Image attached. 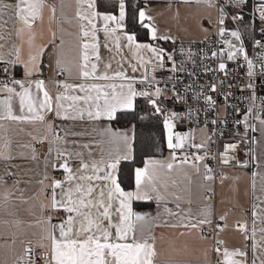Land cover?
<instances>
[{
    "label": "snow or ice",
    "instance_id": "6c2138e0",
    "mask_svg": "<svg viewBox=\"0 0 264 264\" xmlns=\"http://www.w3.org/2000/svg\"><path fill=\"white\" fill-rule=\"evenodd\" d=\"M181 2L203 3L208 8L217 7V0ZM228 3L236 9H242L247 0H228ZM259 3L262 7L255 11L259 13L261 36L254 39V46L264 49V0H259ZM67 6L65 0H60L58 14L57 5L49 4L48 0H15L14 4L0 0V17L4 15L5 10H11L24 26L16 30L17 36L25 29L33 30L37 21H43L45 8L51 13V20L59 24H74L77 28L75 33H68L74 36L71 49L74 55L69 61L65 60L64 29L60 28L59 36L55 31L51 33L52 40L49 43L56 50L58 74L66 73L68 77L55 82V93L49 90L44 79L39 78L42 75V58L49 45H35L33 34L28 44L30 49L34 50H31L27 60H24L21 58L20 46L13 44L4 52L5 46L0 43V76L7 77L0 78V129L6 133L7 125L15 124L39 127L41 130L39 138L28 132L30 142L17 143L16 147L28 149V154L14 149L12 140L7 135L0 137V161L11 162L19 158L38 162L36 145L45 142L49 145L41 172L35 173L33 169L20 164H9L0 173V216L14 218L11 221L4 219L2 222L5 225L11 223L17 229L25 223L29 228L39 229L35 245L31 239L27 243L20 241L23 252L16 256L15 264H36L35 249H44L45 241L47 250L39 253L45 264H159L161 253L156 248V237L151 234V228L148 226L155 218L133 211V200H156L158 203L164 201L167 183H159L162 173L187 168L199 175L203 170V179L213 180L214 170L207 163L209 159H217V151L213 150V145L217 149L222 148L219 156L226 158L221 162L229 165L235 158L234 153L239 142L223 141L224 133L220 131L206 134L197 143L192 132L175 131L180 113H165L162 99L165 90L157 86L160 82L156 79L155 72L167 67L166 60L171 64L168 70L173 73L185 71V68L183 62L177 65L173 52L154 43L159 40H171L175 43V38L160 33L155 18L149 14L147 4L141 6L133 3V0H111L110 3L105 0H74V14L71 18L64 11ZM217 10L222 13L217 24L223 46L219 51H211V57L233 61L243 56L248 77L246 87L252 92L251 98L254 101L257 99V88H264V55L258 57L257 70L256 63L249 58L245 50L241 31L225 26V17L228 14L224 12V6L218 7ZM230 18L239 22L244 20L239 11ZM136 24L147 30L146 41H141L138 34L132 30V26ZM245 27L251 28L252 25ZM101 32L105 38L103 47L110 53H115L107 62H104L100 55ZM229 36L232 39L227 38ZM0 40H4L3 34H0ZM125 50L129 55L124 54ZM180 51L183 53L184 49L181 48ZM116 55L120 56L119 60H116ZM193 55L189 51L188 58L192 59ZM113 61L116 63L115 68ZM17 65L23 66V77L19 79L12 74L13 67ZM129 69L132 73L143 69V73L141 77H136L129 75ZM205 70L211 71L207 67ZM218 70L226 72V64L220 62ZM208 87L211 92L217 91L216 84H210ZM173 91H176L175 85ZM138 97L144 98L146 104L151 106L148 114L163 116L170 156L166 159L146 158L143 167L135 169V189L126 191L121 186L120 164L122 160L132 158L133 136L130 133L135 129V125L128 131H114L110 127L100 128L96 125L102 120H116L117 113L120 112L136 113ZM184 99L183 96H176L178 101ZM203 99L210 108H215L216 100L211 95L203 96ZM193 111L191 107L188 108L189 117ZM251 113L250 108L244 113L243 120L236 123H244L245 128L249 127L247 121ZM256 118L264 125V119L259 116ZM57 119L72 121L73 124L62 127L55 123ZM77 121L91 127H81L76 131L74 129L77 127ZM208 123L215 125L217 120L206 121L201 132H206ZM20 131H25V128L21 127ZM217 135L223 141L222 144H217L214 139ZM96 136L102 139L96 140ZM69 137L74 139L69 140ZM77 137L89 139L84 142L75 139ZM190 148L196 149L197 152H188L187 149ZM178 150H184L183 154L178 155ZM13 168L16 171H12ZM49 169L62 171V178L51 176ZM184 174L187 177L186 171ZM255 175L256 173H253L254 177ZM188 179L190 181V177ZM261 179L260 191L264 194V177ZM9 180L12 181L11 185ZM172 183L175 184V181ZM161 187L165 192H161ZM253 189L255 195V181ZM167 195H171L175 201L182 199L176 192ZM255 199L259 203L252 206L250 235L247 223L238 221L236 227L244 234L245 240L253 241V252L259 251V255L254 256L250 264H264V208H261L264 195ZM13 200L19 204L14 206ZM20 205L28 207L21 209ZM176 208H180L179 203ZM166 211L170 216L177 218V223L171 225L172 227H182L189 231L198 229L201 238L207 239L204 226L212 223L207 210L201 211L198 217H193L190 209L186 212H172L171 209ZM21 212L32 217V220L26 222L21 219ZM52 212H62L63 216L54 217ZM220 219L224 220L225 217L221 216ZM216 227L222 230L221 225ZM180 235L185 233L181 232ZM16 240L17 233L13 232L11 244L5 241V245L11 248ZM216 244L223 245L224 241L216 240ZM174 251L179 255L168 257L167 264H190L184 255L187 246ZM212 251L218 257L222 256V259L216 260V264H249L247 252L239 248L217 246Z\"/></svg>",
    "mask_w": 264,
    "mask_h": 264
},
{
    "label": "crops",
    "instance_id": "0c3cea01",
    "mask_svg": "<svg viewBox=\"0 0 264 264\" xmlns=\"http://www.w3.org/2000/svg\"><path fill=\"white\" fill-rule=\"evenodd\" d=\"M139 5L143 6L147 4L149 9V14L155 18V24L160 30L161 34L174 35L175 32L181 36L188 37L187 32L195 33V36L199 38L197 41H201L213 34L215 31V23L217 18L216 8H208L203 3H183L181 0H138ZM6 3L14 4L15 0H5ZM106 3H110L111 0H105ZM49 4L57 5V13L60 11V0H48ZM64 11L66 15L71 18L74 14V0H65ZM103 10V9H101ZM51 13L45 8L43 12V21H37L34 29L29 31L25 29L20 35H16V30L18 28H23V24L14 15L13 11L5 10V13L0 17V34H3L4 40H0V43L4 44V52H7L13 44L21 47V58L27 60L29 52L34 49H30L28 41L30 36L35 35L34 44L35 45H49L46 54L42 58V75L39 77L44 79L48 84L49 90L53 93L57 91L55 87V82L60 78V80L68 79L67 74H58L59 68L57 66L56 60V50L50 45L52 40V32H57L60 35V28L65 31L64 39L66 41L65 45V60H71L74 53L72 52V45L74 43V36L68 35V33H75L77 28L74 24L69 25L67 23L59 24L56 21L50 19ZM6 21V23H4ZM211 21V22H209ZM205 24H209L210 27H205ZM205 29L207 31H205ZM174 37V36H173ZM100 38V55L104 62H107L115 53H110L107 49L103 47L105 42L104 34L101 32L99 34ZM175 43L168 40H159L157 43L163 48L175 47L179 42H197V41H181L178 36H175ZM58 43V41H57ZM125 55H129L127 50H125ZM120 56L116 55V60H119ZM101 69H103V64H101ZM116 67L115 61H113V68ZM129 75H135L136 77H141L143 69L137 73H132L131 69L128 70ZM12 74L16 78L23 77V66L17 65L12 69ZM144 99L138 97V100ZM171 100V99H166ZM123 113V112H120ZM117 113V116L120 114ZM52 117H49L51 119ZM113 121L102 120L97 123V127H110L114 131H128L131 126L125 128H118L114 126ZM57 125L71 126L72 121H61L55 120ZM77 127L74 129L79 131L81 127H91L88 124H80L79 121L75 122ZM258 128L260 132H255L254 136V149L252 157L251 166H240L228 171V176L223 179H218L216 184H213V180L206 181L203 179V170L201 174H196L193 170L185 168L184 170H176L172 173L164 174L162 173L159 179V183H167L166 199L160 201H137L133 200L132 207L133 211L142 214H147L150 217L155 218L152 223L148 226L151 228V234L156 237V248L158 252L161 253L159 264H167L168 257H175L179 255L174 249H180L187 246V252L184 253L187 257V262L190 264H212V240L210 237L206 236L207 239L201 238L200 230H191L182 227H172L171 225L177 223L176 216H170L166 209H171L172 212H186L190 209L191 215L193 217H198L200 212L207 210L209 218L212 223L217 221L221 224L222 230L218 229L217 239L224 241L222 247H227L229 249L239 248L247 252V257L249 264L251 259L259 255V251L253 252L251 244L253 241L251 239L245 240L244 234L239 231L236 227L238 221L245 222L248 225L249 235L252 226V206L254 203H259L255 199L257 196H262L260 187L262 183V177H264V125L260 122ZM255 124V125H256ZM24 127L25 131H20V128ZM8 131L5 133L3 129H0V137L7 135L13 143L14 149L17 151H24L26 154L29 153L28 149L17 148V143H29L30 137L27 135L28 132H32L39 138L40 129L39 127L33 128L32 126H17L15 124L7 125ZM255 129V128H254ZM133 136L132 140V158L129 160H122L121 163L131 161L134 158V143H135V129L130 133ZM74 139L69 137V140ZM81 139L86 142L89 138H75ZM96 140H101L99 136L95 137ZM48 143L36 145V151L39 153V161L33 162L31 160L15 159L11 162L0 161V173H2L6 166L9 164H20L26 168L33 169V172L39 173L43 169L44 157L48 151ZM193 150H196L192 148ZM197 151V150H196ZM55 152H53V156ZM170 156V151L167 152L160 149L158 155L151 157L154 159H166ZM121 165V164H120ZM16 171V169H11ZM185 171L187 172V177L185 176ZM253 173H256L255 177ZM49 174L56 179H61L63 173L62 171H52L49 169ZM190 177V181L189 178ZM175 181V184L172 182ZM253 181H255V195L253 189ZM11 185L12 181H8ZM35 188L36 185H33ZM135 189V187H134ZM127 191V190H126ZM161 192H165V189L161 187ZM176 192L181 195L182 199L180 201H175L171 195L167 193ZM209 195V197L207 196ZM191 201V203H189ZM180 204V208H176V204ZM12 204L18 205L19 202L13 200ZM21 209L28 207V205H20ZM261 208H264V204H261ZM54 217H62V212H52ZM224 216L225 219L221 220L220 217ZM20 218L26 222L31 221L32 217L28 216L26 213L21 212ZM7 219L11 221L14 219L10 216H0V264H15V258L17 255L22 254L23 245L27 243L29 239L32 240L35 245L38 240L39 229L29 228L27 223L17 229L13 224L5 225L2 221ZM55 222V220L53 221ZM205 225V226H211ZM259 224V220H257ZM204 226V227H205ZM17 233V240L15 245L11 248L5 245V241L11 244V234ZM183 232L185 235L181 236L180 233ZM36 233V235H34ZM259 238V233H258ZM45 243V248L41 249L36 247V251H46L47 241ZM206 253V255H205ZM222 259V256L218 257Z\"/></svg>",
    "mask_w": 264,
    "mask_h": 264
},
{
    "label": "built area",
    "instance_id": "2783aa9c",
    "mask_svg": "<svg viewBox=\"0 0 264 264\" xmlns=\"http://www.w3.org/2000/svg\"><path fill=\"white\" fill-rule=\"evenodd\" d=\"M224 6V12L228 14L225 17V26L228 29L235 30L239 29L242 33V39L244 41L245 50L248 53L250 59L256 63L257 70L259 68V59L261 55H264V49L257 48L254 46V39H259L260 33V20L259 13L255 10L262 7L259 0H247V4L242 9H236L229 5L228 0H217V7ZM241 12L244 20L243 22L233 21L230 16L235 15L237 12ZM222 13L217 10V18L215 23V31L205 39L197 42H179L174 48L168 50L173 52L177 65L183 62L185 71L173 73L168 70L171 64L167 62L165 69H158L155 72L156 79L160 82L157 86L164 90H170L173 93L183 96L184 101H178L172 98V105L164 108L165 113L169 111H176L180 113V116L176 121L175 131L181 133L188 132L189 124L205 126V122L211 120H217V124L212 125L208 123L209 135L213 132L224 133L223 141L229 143H238L236 152L234 153L235 158L231 164L224 165L221 161L222 158L219 156V151L222 148L217 149L213 145V150L217 151V159H209L207 163L213 168V184H216L218 179H223L228 176V171L241 165L251 166L253 149H254V136L255 124L259 122L256 117L259 116L264 119V88L258 87L256 90L257 99L252 100V92L246 87L248 83L246 61L243 56H240L238 60L223 61L219 58H212L211 51H219L222 45V38L218 34L217 24L218 18ZM239 23L247 30H243L239 27ZM251 24V28H246L245 25ZM232 39L230 36L227 37ZM236 43L235 41H233ZM183 48V53L180 49ZM202 50V51H201ZM193 53L192 59L188 58V53ZM220 62L226 64V72H220L218 65ZM210 68L211 71H206L205 68ZM169 77H174L169 79ZM0 78H7L2 77ZM58 80V79H55ZM60 80V78H59ZM223 81L221 84L220 82ZM259 83V80H257ZM216 84L217 91H209V85ZM173 85H175L176 91H173ZM190 86V87H189ZM203 94V95H201ZM211 95L216 100L215 108H210L209 105L203 99V96ZM191 107L194 111L191 117L188 116V108ZM252 109V113L248 118L249 127L245 128L244 123H236L242 121L244 113L249 109ZM199 111H195V110ZM223 121V123H221ZM63 134V133H61ZM217 144H222L223 141L217 135L214 137ZM184 150H178V155H182ZM188 152H197L196 150L187 149ZM239 162V163H238ZM63 176V175H62ZM61 176V177H62ZM209 197V195H207ZM52 214V213H51ZM53 215V214H52ZM54 216V215H53ZM217 225H221L217 221H214L211 226L204 227V235L208 236L212 240V249L220 246L216 244ZM223 248V247H222ZM36 264H45V261L41 258L39 253L36 251ZM218 259L217 254L212 251V264H216ZM220 259V258H219Z\"/></svg>",
    "mask_w": 264,
    "mask_h": 264
},
{
    "label": "trees",
    "instance_id": "16d2710c",
    "mask_svg": "<svg viewBox=\"0 0 264 264\" xmlns=\"http://www.w3.org/2000/svg\"><path fill=\"white\" fill-rule=\"evenodd\" d=\"M133 3L139 4V1L133 0ZM132 30L138 34L141 41L147 40V30L141 28L138 24L132 26ZM166 49L170 50L172 46ZM172 104L173 101L171 100H163L164 108ZM150 107L144 99H140L137 103L136 113H120L113 122L114 126L118 128H125L131 124L135 125L134 158L120 165L121 186L127 191L134 190L135 169L143 167V162L146 158L158 155L160 149L165 152L168 151L163 143V116L148 114ZM139 116H145L146 118L139 119Z\"/></svg>",
    "mask_w": 264,
    "mask_h": 264
},
{
    "label": "rangeland",
    "instance_id": "374dc122",
    "mask_svg": "<svg viewBox=\"0 0 264 264\" xmlns=\"http://www.w3.org/2000/svg\"><path fill=\"white\" fill-rule=\"evenodd\" d=\"M205 27H210V25L209 24H205ZM239 27L243 30V32H247V30L242 26V24L241 23H239ZM178 33H180V32H175V34L174 35H171V36H178L179 37V39L181 40V41H197L199 38H197L196 36H195V33L193 32V33H191V32H187V34H188V37H186V36H181V35H179ZM176 96H177V94H175V93H173L172 91H170V90H165L164 91V94H163V96H162V99L163 100H166V99H172V98H175L176 99ZM204 128V126H198V125H190L189 124V129H188V132H192L193 133V135H194V137H195V141L197 142V143H199L204 137H205V135L207 134V135H209V129H208V127H207V129H206V132H201L200 130L201 129H203ZM255 132L257 133V132H260V130H259V128H258V124H256L255 125ZM166 135H167V133H166V129L164 128V140H163V143L166 145V149L167 150H169L168 149V147H167V142H166ZM190 150H193L192 148H190ZM170 151V150H169Z\"/></svg>",
    "mask_w": 264,
    "mask_h": 264
}]
</instances>
